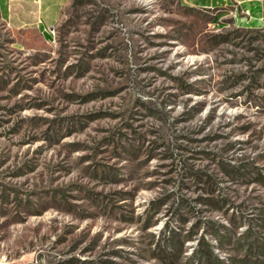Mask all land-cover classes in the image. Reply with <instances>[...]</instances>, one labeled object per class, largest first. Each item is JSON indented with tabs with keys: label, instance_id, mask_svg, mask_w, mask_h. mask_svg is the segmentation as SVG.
Instances as JSON below:
<instances>
[{
	"label": "rangeland",
	"instance_id": "374dc122",
	"mask_svg": "<svg viewBox=\"0 0 264 264\" xmlns=\"http://www.w3.org/2000/svg\"><path fill=\"white\" fill-rule=\"evenodd\" d=\"M179 0H71L0 27V264H264V27Z\"/></svg>",
	"mask_w": 264,
	"mask_h": 264
},
{
	"label": "crops",
	"instance_id": "0c3cea01",
	"mask_svg": "<svg viewBox=\"0 0 264 264\" xmlns=\"http://www.w3.org/2000/svg\"><path fill=\"white\" fill-rule=\"evenodd\" d=\"M71 0H0V27L14 31H37L46 42L55 40L62 14ZM189 8L235 12L243 28L264 27V0H179Z\"/></svg>",
	"mask_w": 264,
	"mask_h": 264
},
{
	"label": "built area",
	"instance_id": "2783aa9c",
	"mask_svg": "<svg viewBox=\"0 0 264 264\" xmlns=\"http://www.w3.org/2000/svg\"><path fill=\"white\" fill-rule=\"evenodd\" d=\"M51 32H52V34L54 35V29H53Z\"/></svg>",
	"mask_w": 264,
	"mask_h": 264
}]
</instances>
